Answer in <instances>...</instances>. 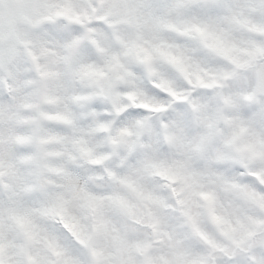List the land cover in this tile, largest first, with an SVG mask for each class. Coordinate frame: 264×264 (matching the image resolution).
I'll return each mask as SVG.
<instances>
[{
  "label": "snow or ice",
  "instance_id": "obj_1",
  "mask_svg": "<svg viewBox=\"0 0 264 264\" xmlns=\"http://www.w3.org/2000/svg\"><path fill=\"white\" fill-rule=\"evenodd\" d=\"M0 264H264V0H0Z\"/></svg>",
  "mask_w": 264,
  "mask_h": 264
}]
</instances>
